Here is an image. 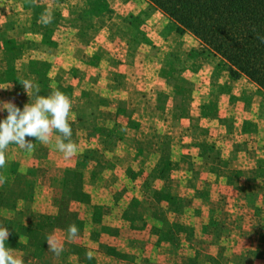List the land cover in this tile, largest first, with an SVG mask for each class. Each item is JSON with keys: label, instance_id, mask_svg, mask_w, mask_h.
Masks as SVG:
<instances>
[{"label": "rangeland", "instance_id": "1", "mask_svg": "<svg viewBox=\"0 0 264 264\" xmlns=\"http://www.w3.org/2000/svg\"><path fill=\"white\" fill-rule=\"evenodd\" d=\"M71 1L91 31L115 17L103 43L122 61L135 58L116 81L117 104L84 105L82 128L69 121L75 156L56 150L58 132L31 153L8 152L0 168L6 247L23 264H264V89L232 75L221 55L149 0ZM160 39L168 91L157 82L156 95L144 59L157 55ZM192 40L208 51L210 66L205 58L200 65L211 84L198 77L196 86ZM81 90L67 86L71 97ZM73 224L79 234L70 242Z\"/></svg>", "mask_w": 264, "mask_h": 264}, {"label": "crops", "instance_id": "2", "mask_svg": "<svg viewBox=\"0 0 264 264\" xmlns=\"http://www.w3.org/2000/svg\"><path fill=\"white\" fill-rule=\"evenodd\" d=\"M76 6L81 10L79 4L76 3ZM71 7H74L71 0H0V122L8 115V111L3 107L5 103H12L23 110L26 104L35 102L37 95L47 97L54 91L64 93L79 107L72 108L70 120L75 121L73 128H82L83 114L87 113L81 111L84 105L118 103L115 97L118 91L116 81L122 79L121 72H126L124 68L131 64L135 55L129 53L126 55L127 59L122 61L116 48L103 43L104 35L109 37V32L105 29L112 27L115 17L105 19L104 24L95 26L98 29L91 31L93 24L88 26L87 23V20L90 22L91 19L72 11L74 8ZM46 13L51 18L49 24L41 21V16ZM100 17L93 18L98 20ZM180 36L182 39L178 41L186 39L185 34L178 35L179 38ZM161 39L156 47L157 55L144 59L145 72L149 74L148 81L145 82L146 88L149 86L151 89L153 84L158 82L163 90L168 91L160 77L163 49L167 48ZM189 44L191 54H187V60L190 66L194 67L193 79L197 81L200 77L211 84V72L209 73L207 68L204 72L201 70L203 66L200 65L205 58V67L210 66L208 51L204 53L197 50L198 41L192 40ZM198 58L202 59L198 62ZM185 70L190 75V68ZM202 73L204 76H201ZM25 79L32 81L34 85L31 97L22 84ZM188 79L190 80L189 76ZM197 84L198 81L196 86ZM77 85L82 89V94L79 97H71L67 86L75 88ZM36 86L39 87V93L35 91ZM113 88V93L109 92ZM151 90L155 91L156 95L158 90L161 91L156 86ZM135 95L134 91L126 90L127 97L134 98ZM87 109L90 111V108ZM26 139L34 144L33 151L36 150L37 140L31 137ZM8 152L24 154L25 150L12 144L9 145L6 155ZM8 157L6 168L8 161L12 160ZM15 161L12 163L15 162L16 167L18 158ZM0 176L6 178V175Z\"/></svg>", "mask_w": 264, "mask_h": 264}, {"label": "trees", "instance_id": "3", "mask_svg": "<svg viewBox=\"0 0 264 264\" xmlns=\"http://www.w3.org/2000/svg\"><path fill=\"white\" fill-rule=\"evenodd\" d=\"M264 89V0H149Z\"/></svg>", "mask_w": 264, "mask_h": 264}, {"label": "clouds", "instance_id": "4", "mask_svg": "<svg viewBox=\"0 0 264 264\" xmlns=\"http://www.w3.org/2000/svg\"><path fill=\"white\" fill-rule=\"evenodd\" d=\"M41 21L44 24L51 23L49 14L42 15ZM22 84L31 97V90L34 87L32 81L25 79ZM35 91L39 93L38 86ZM3 107L8 111V115L0 122V168H4L7 164L6 153L9 145L15 144L31 153L34 144L26 138H35L42 144H49L52 142L53 132H58L63 137L55 142V148L66 159H70L78 153V145L71 140L72 128L69 122L73 105L71 99L64 93L54 91L47 97L37 95L35 102L26 104L23 110L12 103H5ZM4 182L5 178L0 176V183ZM78 234V227L75 224L70 225L68 240L74 241ZM9 235L7 227H0V264H23V261L14 256L5 245ZM46 241L49 250L55 255H59L63 251V247L55 235H49ZM93 255L92 251L86 253L88 259H92Z\"/></svg>", "mask_w": 264, "mask_h": 264}]
</instances>
